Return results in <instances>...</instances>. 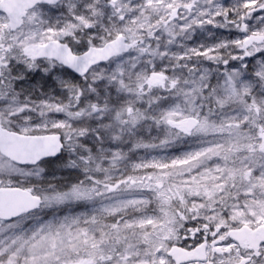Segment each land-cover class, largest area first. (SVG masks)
<instances>
[{"label":"snow or ice","instance_id":"6c2138e0","mask_svg":"<svg viewBox=\"0 0 264 264\" xmlns=\"http://www.w3.org/2000/svg\"><path fill=\"white\" fill-rule=\"evenodd\" d=\"M0 264H264V0H0Z\"/></svg>","mask_w":264,"mask_h":264},{"label":"rangeland","instance_id":"374dc122","mask_svg":"<svg viewBox=\"0 0 264 264\" xmlns=\"http://www.w3.org/2000/svg\"><path fill=\"white\" fill-rule=\"evenodd\" d=\"M209 28L211 29V26H209ZM211 31L213 33H215V37L216 38H235L236 33L233 31L231 33V35L229 34V32L226 29H211ZM195 43H200V42H204V43H208L211 44L214 41L213 37L208 36L207 33H202L199 34L195 37ZM193 43V41H190L189 44L191 45ZM174 150H169V152H173ZM148 152H150L151 154L155 155V154H163V152H160L159 150L153 151V150H148ZM146 154V151L141 149L138 151L137 155L138 156H143Z\"/></svg>","mask_w":264,"mask_h":264}]
</instances>
